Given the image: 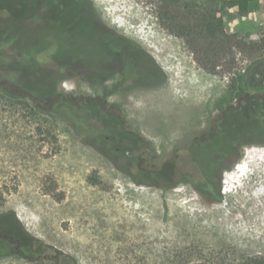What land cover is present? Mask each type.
Wrapping results in <instances>:
<instances>
[{"label": "rangeland", "instance_id": "rangeland-1", "mask_svg": "<svg viewBox=\"0 0 264 264\" xmlns=\"http://www.w3.org/2000/svg\"><path fill=\"white\" fill-rule=\"evenodd\" d=\"M89 1L97 28L139 47L164 78L153 91L110 99L116 106L95 104L103 90L89 89L87 74L60 68L53 48L36 55L39 72L56 95L79 108L73 119L46 109L36 115L26 102L0 94V228L13 224V215L19 237L38 252L28 260L0 258V264H241L264 256V181L257 182L264 143L241 140L222 162L211 193L195 186L202 177L189 151L217 130L228 109L247 116L264 104L263 95L239 84L248 61L239 56L235 71L209 74L183 39L161 27L155 0ZM234 1L243 4L226 11L225 31L264 43V0ZM16 58L0 47V82L13 87L24 77L12 64ZM118 108L123 121L111 130L106 111ZM122 129L143 142L120 141L109 152L94 141ZM253 195L258 210L242 213V197Z\"/></svg>", "mask_w": 264, "mask_h": 264}, {"label": "trees", "instance_id": "trees-1", "mask_svg": "<svg viewBox=\"0 0 264 264\" xmlns=\"http://www.w3.org/2000/svg\"><path fill=\"white\" fill-rule=\"evenodd\" d=\"M20 1L0 0V47L9 49L12 57L17 55L12 64L21 69L24 77L15 87L0 82V94L11 100L26 102L36 115L43 114L46 109L65 121L73 119L79 108L76 109L70 101L56 95L53 85L44 77L45 72H39L36 55L54 48V62L60 68H72V58L77 54L78 43L82 46L81 52L87 53L92 50L88 40L103 33L97 28L95 9L89 0ZM45 4L46 7H43ZM240 4L243 1L155 0L161 27L184 40L194 60L205 72H233L239 67L238 57H244L250 68L246 76L239 80L241 89L264 96V43L247 42L236 34H228L224 28L226 11ZM61 49L63 57L60 55ZM60 105L62 111L56 110ZM254 107L247 116L238 110L228 109L217 130L193 144L190 154L199 166L202 177V183L195 185L197 189L207 193L215 191V175L241 140L250 138L248 145L264 143V104ZM62 114H66L68 120ZM106 116L110 126L107 127L115 130L119 119L115 115ZM116 133L120 141L134 140L124 129ZM101 140L111 147L108 139ZM162 174L163 171L160 172ZM16 190L17 186L6 188V193ZM3 201V193H0V202ZM8 217H12L15 227L12 222H8L0 231L13 235L19 241H26L19 237L21 231L18 221L13 215ZM241 264H264V256L247 259Z\"/></svg>", "mask_w": 264, "mask_h": 264}, {"label": "flooded vegetation", "instance_id": "flooded-vegetation-1", "mask_svg": "<svg viewBox=\"0 0 264 264\" xmlns=\"http://www.w3.org/2000/svg\"><path fill=\"white\" fill-rule=\"evenodd\" d=\"M43 7H46V4ZM88 41L92 50L87 51V53L81 52L80 47L82 46L78 43L77 54L72 58V69L78 74L88 75L85 81L89 89L103 90L100 97H95L92 100L95 104L116 106L119 103L109 100L112 98L124 100L127 92L136 94V92L153 91L158 87L159 78H164L162 72L153 64L147 53L115 34L102 33ZM59 51L63 57V50ZM81 101L83 105H86L83 98ZM106 113L115 115L119 121H123L124 115L119 108L114 114L111 111H106ZM128 132L134 141L143 142L136 131ZM104 138L106 139L103 134L94 136V141L109 152H114L120 142L118 140L119 135L115 132V136L108 139L111 142V147L103 143L101 139ZM143 160V158L139 159L140 169ZM35 253L38 252L33 244L19 241L13 235L0 231V258L19 255L28 260L29 255Z\"/></svg>", "mask_w": 264, "mask_h": 264}, {"label": "bare ground", "instance_id": "bare-ground-1", "mask_svg": "<svg viewBox=\"0 0 264 264\" xmlns=\"http://www.w3.org/2000/svg\"><path fill=\"white\" fill-rule=\"evenodd\" d=\"M137 20H138V19H137ZM143 30H144V29H143ZM148 37H149V36H148ZM152 37H153V36H152ZM158 39H159V38H158ZM162 42H163V41H162ZM165 43H166V40H165ZM149 46H150V45H149ZM156 60L158 61V63H161L160 60H158V59H156ZM239 170H240V169H239ZM241 170H242V169H241ZM258 174H260V176H258L259 178H257V182H263V181H264V172H260V173H258ZM252 186H253V185H252V183H251V181H250V179H249V182H247L244 191L250 192V188H251ZM247 196H248V195H247ZM255 199H256V196H255V195H253V196H251V197H245V196L242 197V203L245 205V207L243 208L242 213L248 211L249 207H252L253 210H258V207H257L256 204L254 203ZM20 210H21V209H20ZM22 219H23V218H22ZM209 228H210V229H214L213 226H210Z\"/></svg>", "mask_w": 264, "mask_h": 264}]
</instances>
